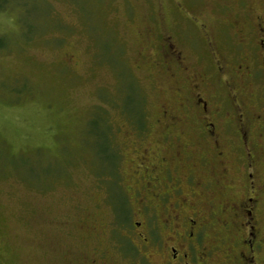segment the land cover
<instances>
[{
	"label": "rangeland",
	"instance_id": "rangeland-1",
	"mask_svg": "<svg viewBox=\"0 0 264 264\" xmlns=\"http://www.w3.org/2000/svg\"><path fill=\"white\" fill-rule=\"evenodd\" d=\"M135 86L140 132L123 111ZM97 113L108 128L90 132ZM263 143L264 0H0V264H164L142 240L174 236L169 217L205 220L206 264H241L229 207L249 191L251 151L264 186Z\"/></svg>",
	"mask_w": 264,
	"mask_h": 264
},
{
	"label": "flooded vegetation",
	"instance_id": "flooded-vegetation-1",
	"mask_svg": "<svg viewBox=\"0 0 264 264\" xmlns=\"http://www.w3.org/2000/svg\"><path fill=\"white\" fill-rule=\"evenodd\" d=\"M165 48H167L168 51L169 48H172V52L175 49L172 45H168V47ZM195 105L200 109V111H202L203 114L205 113L207 114V116L210 115L209 117H204V120H202L203 124H205L206 126L202 129V131H204L203 135L208 138V142L211 141L214 145V148H218L220 143L218 141L219 136L217 135L215 123L213 122L212 114L209 110L208 103L203 98H201L199 94H196ZM259 136H262V134H260ZM248 145L249 142H247V146ZM249 156H251V160L249 158L248 159L252 162L245 164L246 168L248 169V171L245 173V177L246 179L249 178L250 180L249 183L246 185L249 191L247 194H245V196L240 200L238 204L234 203L229 207L234 210L236 214H241L242 217L241 224L245 233L243 234L244 238H242L240 242L242 245L245 246V248L239 256L241 264H257L258 253L260 252V249L264 246V235H261L260 229L258 231L257 223L255 221V211L259 206L260 200L259 192L262 188H264V186L262 184H259L257 180L253 179V172H249V170L253 169V165L255 162L253 159L254 152L251 151ZM177 159L180 162L183 161V163H186L184 160L180 159V156H178ZM206 163L208 162L206 161ZM166 177L167 179L173 181V175L171 173H168ZM192 183L196 184V186L198 187L202 186L199 189H201L203 192L200 193L201 195L205 194L204 190L207 188V185H204L201 181H197L196 183L193 181ZM172 185L177 188L174 182L172 183ZM175 188L172 189V192H179L182 194L181 189ZM170 193V191H166L165 197H169ZM180 202L182 206L188 205V203L183 199ZM191 208H193V206ZM174 219L176 222H178L179 220L176 214L174 215ZM166 221L168 222V226H172V228H174L172 230L174 236H170L168 238L166 237V241H156L154 239H157V237L154 235V239L152 241L150 240L152 238H150L149 234L146 233L144 239L142 240L145 244L142 246L147 249L149 247H154L155 249L160 248L165 253H167L168 251L166 260L165 262H163L164 264H206L210 252L209 250H206L203 243L200 242V237L198 235L199 232L206 226L204 225V223H206L205 220L201 218H198V220L189 218L186 223L178 224L171 222V219L169 217ZM136 225H138V223H136ZM203 248V254H197L199 249L202 250Z\"/></svg>",
	"mask_w": 264,
	"mask_h": 264
},
{
	"label": "trees",
	"instance_id": "trees-1",
	"mask_svg": "<svg viewBox=\"0 0 264 264\" xmlns=\"http://www.w3.org/2000/svg\"><path fill=\"white\" fill-rule=\"evenodd\" d=\"M135 100L133 101L134 102V107L132 105V109H131V104H130V109L128 107V105L126 104L127 103V99L129 100V97L127 96V88L126 90H124L123 94H124V97H125V101H124V106H123V111L124 113L126 114V118L128 121L132 122V124L135 126V128H137V130L140 132V131H143V129L145 128V122H146V117H145V112H144V99L140 96L139 94V91L137 90V87L135 86ZM138 95V97H137ZM123 97V98H124ZM123 102V100H122ZM102 127V129H107L108 128V125L106 124V122L102 119L101 115L99 113L97 114H94L93 117L90 119L89 123H88V128L89 130H91L90 132L92 131H97L98 127ZM89 134V133H87ZM95 136V135H93ZM109 155L112 157L113 156V161H114V164H113V169L115 170V172H117L118 170V161H119V156L117 153H111L109 154L107 149L106 151L103 152V159L107 161L111 160ZM106 171V167L104 168L103 166L99 165V166H96V174H97V177L99 179H103L104 177V173ZM103 177V178H102ZM118 188L115 187V189H112L114 192L117 193V195H120L122 196L123 198V205L125 203V200H124V197L121 193V191H119V189L117 190ZM120 193V194H119ZM112 194V192H111ZM122 201V200H121ZM116 208H115V212H116Z\"/></svg>",
	"mask_w": 264,
	"mask_h": 264
}]
</instances>
